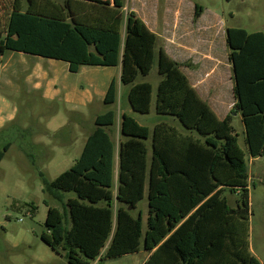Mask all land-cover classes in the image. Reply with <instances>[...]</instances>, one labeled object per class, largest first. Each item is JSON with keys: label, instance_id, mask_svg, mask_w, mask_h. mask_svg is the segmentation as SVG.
<instances>
[{"label": "trees", "instance_id": "16d2710c", "mask_svg": "<svg viewBox=\"0 0 264 264\" xmlns=\"http://www.w3.org/2000/svg\"><path fill=\"white\" fill-rule=\"evenodd\" d=\"M116 1L0 0V67L7 52L66 63L72 74L82 67L121 66L129 104L142 115L151 113L153 86L136 81L150 75L156 59L161 77L156 113L164 120L151 132L132 115L121 117L117 184L113 109L96 117L69 171L52 182L40 174L45 191L63 206V211L49 207L41 240L68 264L142 251L150 253L145 264H262L250 247L247 158H264V32L227 29L235 104L219 119L181 65L163 49L157 52L158 37ZM200 12L196 6V18ZM118 97L113 80L103 103L113 107ZM233 114L241 115L247 153L232 126ZM11 146L0 130V164ZM146 192L144 233L142 213L134 212ZM68 194L75 197L65 202Z\"/></svg>", "mask_w": 264, "mask_h": 264}, {"label": "rangeland", "instance_id": "374dc122", "mask_svg": "<svg viewBox=\"0 0 264 264\" xmlns=\"http://www.w3.org/2000/svg\"><path fill=\"white\" fill-rule=\"evenodd\" d=\"M98 1L107 5L117 2ZM120 3L123 4L125 13L146 5L161 12L168 5L179 4L195 8L196 13V6H199V15L203 12L213 19L212 22L222 21L219 26L224 31L228 28H240L249 33L264 32V0H120ZM50 62L7 52L0 67V114L6 119L11 117V121L1 130L5 131V142L12 144L0 164V264H38L32 260L52 252L41 240V235L47 231L45 222L49 207L63 211V206L45 191L40 174L43 173L52 182L75 165L83 153L88 135L94 130L97 116L110 109L116 111L115 127L110 133L118 143L121 141V117L124 113L132 115L151 132L164 120L156 113L157 90L161 82L157 59L150 75L140 76L136 81L153 86L152 110L149 115L132 110L127 99L129 86H123L116 105L109 107L99 98V90L93 84L89 86L82 76L70 72L59 76L56 88L59 93L56 99H46L44 93L35 90L34 83L29 81L39 66L47 72L51 71ZM60 64L67 65L62 62ZM49 79H53L52 74H49ZM71 100L77 103L74 110H71ZM88 100H91L90 106L84 104ZM215 100L205 101L209 105ZM232 119L240 147L247 153L241 115L233 114ZM148 147V158L151 160V139ZM118 164L116 149L115 174ZM247 165L252 209L251 249L254 256L264 264V158H258L254 165L247 158ZM115 182H118L116 176ZM72 197L75 194L65 195V202ZM229 198L234 206L235 197ZM116 209L117 204L114 205V210ZM148 212L146 192L144 200L134 212L135 216L142 213L144 233L148 229ZM142 256H137L139 263L143 261ZM119 260L123 259L116 261ZM55 264L68 263L62 259Z\"/></svg>", "mask_w": 264, "mask_h": 264}, {"label": "crops", "instance_id": "0c3cea01", "mask_svg": "<svg viewBox=\"0 0 264 264\" xmlns=\"http://www.w3.org/2000/svg\"><path fill=\"white\" fill-rule=\"evenodd\" d=\"M194 9L190 6L179 4L168 5L160 12L146 5L144 8L142 7L139 10L133 8L131 11L135 12L158 37L157 52L163 49L172 60L181 65L183 73L187 76L190 84L202 100L216 99L213 104L210 102L209 106L219 119H225L231 114L235 104L233 94L234 71L228 59L229 50L226 42V30L224 31L219 26L222 21L216 22L215 20L212 22L213 19L203 12L196 18ZM50 61L51 71L49 72L51 73L39 66L31 75L29 82H33L34 89L44 93L46 99L53 101L59 93L58 89H56L59 76L62 73L69 72V67L68 65L60 64V62ZM188 70L190 71L189 73L186 72ZM121 72V66L117 68L82 67L77 74L73 75L82 76L89 86L93 84L99 90V98L104 100L113 80L117 81L119 94L123 90V85L120 81ZM49 74L53 75L52 80L49 79ZM2 102L5 103L4 100ZM84 104L90 106L91 100H88ZM71 105H73L71 110H74L77 103L72 102ZM222 114L223 117L221 116ZM8 121H11V117L6 119L0 114V130L4 128ZM119 143L114 141L118 162ZM257 160L249 159L253 165ZM116 172L115 176L117 178L119 167ZM45 255V257L36 258L32 261L38 264H55L64 259L54 251ZM141 255H143V261L139 263L137 256ZM149 256L150 253L142 251L139 254L121 258L123 260L104 262L101 259H97L91 264H145Z\"/></svg>", "mask_w": 264, "mask_h": 264}, {"label": "water", "instance_id": "95a60500", "mask_svg": "<svg viewBox=\"0 0 264 264\" xmlns=\"http://www.w3.org/2000/svg\"><path fill=\"white\" fill-rule=\"evenodd\" d=\"M130 210V209H129Z\"/></svg>", "mask_w": 264, "mask_h": 264}]
</instances>
